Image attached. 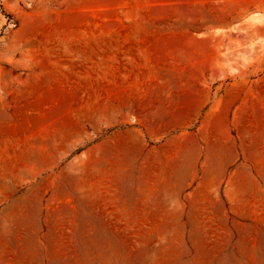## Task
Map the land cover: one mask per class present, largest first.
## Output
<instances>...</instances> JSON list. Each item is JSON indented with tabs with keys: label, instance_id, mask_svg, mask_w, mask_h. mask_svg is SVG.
<instances>
[{
	"label": "rangeland",
	"instance_id": "rangeland-1",
	"mask_svg": "<svg viewBox=\"0 0 264 264\" xmlns=\"http://www.w3.org/2000/svg\"><path fill=\"white\" fill-rule=\"evenodd\" d=\"M0 264H264V0H0Z\"/></svg>",
	"mask_w": 264,
	"mask_h": 264
}]
</instances>
